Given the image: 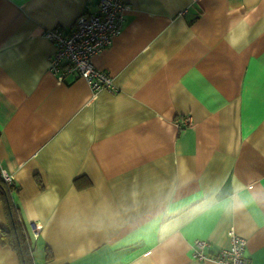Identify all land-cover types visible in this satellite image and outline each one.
I'll return each instance as SVG.
<instances>
[{"label": "crops", "instance_id": "1", "mask_svg": "<svg viewBox=\"0 0 264 264\" xmlns=\"http://www.w3.org/2000/svg\"><path fill=\"white\" fill-rule=\"evenodd\" d=\"M126 1L93 94L43 32L98 0H0V166L33 264H220L190 243L215 255L229 227L264 264V0Z\"/></svg>", "mask_w": 264, "mask_h": 264}, {"label": "built area", "instance_id": "2", "mask_svg": "<svg viewBox=\"0 0 264 264\" xmlns=\"http://www.w3.org/2000/svg\"><path fill=\"white\" fill-rule=\"evenodd\" d=\"M131 8L126 0H98L96 9L82 11L68 31L59 26L46 28L43 35L52 43L48 68L58 82L66 77L84 79L94 94L98 89L111 86L110 76L93 65V57L106 47L122 25L124 14ZM185 126L193 125L189 116L182 120ZM0 176L6 185L12 184L11 175L0 166ZM41 225L33 222L31 234L36 238ZM229 243L212 256L206 252L209 242L194 238L190 243L192 258L201 261L212 259L220 264H250L245 256V239L233 227L227 230Z\"/></svg>", "mask_w": 264, "mask_h": 264}, {"label": "trees", "instance_id": "3", "mask_svg": "<svg viewBox=\"0 0 264 264\" xmlns=\"http://www.w3.org/2000/svg\"><path fill=\"white\" fill-rule=\"evenodd\" d=\"M12 190L13 182L11 185H6L0 176V200L4 202L8 214V226L1 229L0 243L7 244L16 251L20 264H33L26 233L11 202Z\"/></svg>", "mask_w": 264, "mask_h": 264}]
</instances>
